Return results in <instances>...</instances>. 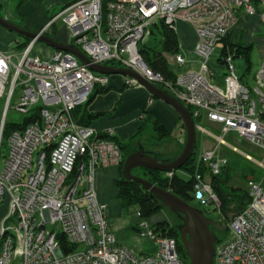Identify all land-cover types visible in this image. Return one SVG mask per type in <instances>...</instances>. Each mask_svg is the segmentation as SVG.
<instances>
[{
  "label": "built area",
  "instance_id": "built-area-1",
  "mask_svg": "<svg viewBox=\"0 0 264 264\" xmlns=\"http://www.w3.org/2000/svg\"><path fill=\"white\" fill-rule=\"evenodd\" d=\"M240 10L264 23V0H77L38 34L47 36L52 25L63 23L70 46L92 64L114 62L138 73L189 108L195 124L205 117L220 125L218 147L234 133L264 150V64L249 83L246 76L237 75L229 47L222 46ZM160 22L175 33L178 23L193 28L196 71L174 72L170 81L144 64L139 47ZM37 42L36 38L23 50L0 52L5 111L20 91L13 110L33 119L4 140L3 119L0 124V153L3 141L6 144L0 203L5 199L9 203L0 229V264H184L176 241L162 237L143 219L136 232L152 242L154 253L137 254L116 243L108 226V207L94 191L93 174L100 167L119 166L122 151L113 130L97 133L73 118L94 89L108 87L113 76L92 72L61 51L53 50L44 59L33 52ZM186 63L181 53L173 55L175 67ZM126 84L141 87L128 78ZM195 167L194 201L203 207L214 205L222 218L210 181L228 167V161L206 151L195 158ZM246 192L249 203L227 223L229 239L216 242L212 264H264V189L251 180Z\"/></svg>",
  "mask_w": 264,
  "mask_h": 264
},
{
  "label": "crops",
  "instance_id": "crops-1",
  "mask_svg": "<svg viewBox=\"0 0 264 264\" xmlns=\"http://www.w3.org/2000/svg\"><path fill=\"white\" fill-rule=\"evenodd\" d=\"M20 1L21 0H16V2H13L12 0H0V17L9 23L12 22L11 24L22 30L38 33L43 28H45L49 24L50 20L60 12L61 8L66 6L71 0H23L22 6L18 8ZM57 9L59 12L55 15L53 12H56ZM254 17L255 21L248 17V15L243 10H240L237 13V19L234 27L227 35L230 43H241L244 44V46H251L252 48V42L255 40V38L248 37L247 34H249L248 32L254 30L255 28V30L258 31V39L256 42H259L262 45V49H264V31H259V27L258 29L255 27L256 24L264 25V23H262L256 16ZM234 28H236V30H234ZM3 31L7 30L0 27V35L4 33ZM176 35L179 42V54L181 53L187 61L184 69L182 68L178 72L196 71L198 68L199 59L193 54L194 45L197 42L193 28L189 25L178 23L176 26ZM15 36L17 38H13V40L15 42L14 44L16 45L19 39L23 37L17 35ZM47 36L56 40L60 44L70 45L69 30L61 22H57L52 25L48 30ZM9 48V46L5 49L0 48V52H8L10 51ZM52 52L53 49H51V54L48 57H42L44 59H48L52 55ZM34 54L37 53L34 52ZM167 55L168 54L164 55L165 59ZM190 55H192L191 58L189 57ZM262 64H264V62H262L260 65ZM126 79L127 78L121 76H113L109 86L106 87L110 88V90L105 93L95 94L83 107L77 110L76 117L85 119V117L88 115L96 116V114H101V116H97L93 120H90L87 126L95 130L97 133L113 130L115 140L125 146L124 152L127 156L129 154L128 158L134 154H140L142 156L156 159L162 164L168 163L167 161L170 163L175 161L183 151L186 138L185 128L181 122V119L170 106L158 100H155L157 101L155 103L154 99L143 87L128 86V84H126ZM2 114L3 109L0 101V119ZM204 121L208 124H213L216 126L218 125L208 121L205 117H203L196 122L197 126L201 128V124ZM153 123H158L161 125L168 132L169 137L172 136L174 138L178 144L177 153H173V155H168V157L158 160L156 157L149 155L140 142L132 144L133 141L138 138V136L143 135L147 130L153 131V129L150 127V125H153ZM218 126L220 127V125ZM202 130L207 132L204 128ZM207 133L213 136L211 133ZM225 144V146L228 148L237 150V148L230 146L228 143L225 142ZM218 148L216 147L215 150L211 151H214L217 155ZM249 150L253 152L252 149ZM240 152L243 156H245L246 159L258 162L256 158L249 154L250 152ZM228 166L231 169L229 162ZM119 177L120 172L118 166L97 168L93 174V188L98 200L102 203H105L108 207L107 220L108 223L109 221L111 222V233L113 234L116 243L127 248L128 250H130V247L137 249L139 247L137 241L129 239V237L122 233L123 230L127 229H129V231L133 230L136 232V225L138 224L139 218L137 221H132L134 224L128 222L126 219L123 220L122 218H119V209L122 207L117 198V189L115 187V182L119 179ZM251 180L256 181L254 179L253 173L247 171L245 174V184L247 181ZM135 209V212L138 215L137 207H135ZM8 212L9 203L8 200H5L4 205L0 206V229L4 224ZM117 216L118 219H116ZM156 223L149 224L154 225ZM128 236L131 235L128 234ZM154 252L155 249L151 253H134L152 254Z\"/></svg>",
  "mask_w": 264,
  "mask_h": 264
},
{
  "label": "trees",
  "instance_id": "trees-1",
  "mask_svg": "<svg viewBox=\"0 0 264 264\" xmlns=\"http://www.w3.org/2000/svg\"><path fill=\"white\" fill-rule=\"evenodd\" d=\"M75 1L77 0H71L67 5ZM22 4L23 0L19 2L18 8H20ZM66 6L62 7L61 10ZM29 42V39L20 38L16 43L15 48L17 50H23L29 44ZM222 44H224L225 47H229L230 51L234 55V59L243 60L244 71L246 74H249L251 70V46H244V44L241 43L232 44L229 42L228 37H226L222 41ZM179 51V42L176 33L168 26H166L163 22H160L152 28L149 41L141 46L139 54L145 65L152 72L160 74L165 80L174 81V72L170 69L166 59L164 58V55H175L178 54ZM107 65L112 68H121L119 64L114 62H109ZM156 88L166 92L162 85H156ZM109 90L110 88H95L90 98H92L97 93H105ZM79 108H77L73 112V118L78 125L87 126L90 120H93L97 116H101V114H96V116L88 115L85 117V119L77 118L76 112ZM185 109L191 116V110L189 108ZM34 117L37 118L38 114H35ZM32 120V118H26L21 125H12L5 123L2 132V140L6 139L14 129H22ZM152 127L158 141L165 140L169 137L168 132L158 123H153ZM117 143L122 151V160L118 166L120 177L115 182V187L117 189V198L121 204V207L123 210H128L131 207H137V213L140 219H151L161 211V203L142 186L134 182H130L124 178L123 168L125 165V161L129 155L127 156L124 152L125 146L118 141ZM195 158V152L193 150V153L187 160V162L178 170L174 171L171 178H167L165 176V173H161L158 171L139 169L142 173L141 179L157 188L171 192L186 204L192 205V202H194L193 190L195 184L194 172L196 169ZM167 162L170 163L169 161ZM229 171L230 168L228 166L222 171L219 176L212 177L210 181L214 192L218 196L220 202V211L223 214L225 213V210L232 205H236L238 212H240L249 203V198L246 190L229 186ZM134 176L139 177L138 175ZM152 226L156 232H159L161 234L162 237L173 238L176 241L178 255L184 262V264H187L188 258L182 244L179 241L178 230L165 221H158V223Z\"/></svg>",
  "mask_w": 264,
  "mask_h": 264
},
{
  "label": "rangeland",
  "instance_id": "rangeland-1",
  "mask_svg": "<svg viewBox=\"0 0 264 264\" xmlns=\"http://www.w3.org/2000/svg\"><path fill=\"white\" fill-rule=\"evenodd\" d=\"M13 2H16V0H12ZM61 11V10H60ZM59 12L57 9L55 15ZM54 16V15H53ZM253 21H255L254 16H249ZM12 23V22H11ZM234 27V26H233ZM255 27L259 31H264V25L261 24H256ZM244 29V28H243ZM236 30V28H234ZM4 33L0 35V48L5 49L8 46L10 47V51H15V42L13 38H17L13 33L8 32V31H3ZM257 32L254 28V30L249 31L247 34L248 37H254L255 40L252 42V49L250 52V61H251V70L249 74L246 75L244 71V62L241 59H235L233 64L236 69V73L239 76H246V80L251 83L250 79L252 78L253 74L257 72L258 67L262 62H264V49H262V45L259 42H256L258 39L257 37ZM249 39V38H248ZM223 48L225 45H222ZM141 48V46L139 47ZM33 51L37 54H40L43 57H48L51 54V48L47 47L46 45L37 42L36 45L33 48ZM190 58L192 55L189 56ZM217 55H214V59H216ZM167 62L171 70L178 72L180 69H184V67L177 68L173 65V55H167L166 56ZM145 64V63H144ZM118 76V75H117ZM116 76V77H117ZM20 94V91L15 92L14 97L12 98V101L10 103V108L5 111V97L0 98L1 104H2V109H3V114L0 119V124L2 122V119L4 120L5 123L7 124H12V125H21L23 121L27 118L26 116H22L17 114L13 108L16 106L18 103V96ZM155 101V100H154ZM157 101H155L156 103ZM159 104V103H158ZM151 129H153L152 125H150ZM201 128L205 129L207 132L211 133L213 136H209L203 131L199 130L198 128L195 127V157L196 160L200 157L201 154L207 151L215 150L216 147L218 148L217 141L215 137L221 136V126L219 127L218 125H213V124H208L207 122H203L201 124ZM152 130H147L143 135L138 136L136 140L133 141L132 144H136L137 142H140L145 149V151L148 152L149 155L156 157L158 160H162L165 157H168V155H173V153H177L178 151V144L174 140L172 136L169 138L158 141L156 138V134ZM230 134V133H229ZM224 140L226 143H228L230 146H233L237 148L236 151H233L231 148H228L225 145L219 146L217 149V156L221 158H226V160L229 162L231 165V169L229 171L230 175V181H229V186L231 187H236L240 188L243 190H246V184H245V174L246 172H251L254 175V179L260 184L262 189H264V150L256 148L254 145H252L250 142L246 141L245 139L238 138L236 134L231 133L228 136L224 137ZM252 149L250 151L249 149ZM244 153H249L251 154L252 157L256 158L258 162H254L253 160L246 159L245 156L241 154V152ZM130 153V152H129ZM6 154V144L3 141V145L1 147V153H0V171L2 169V159L4 155ZM129 155V154H128ZM133 176L138 175L140 178H142V173L140 170H135L132 172ZM7 200V199H5ZM4 200V201H5ZM4 201L0 203V206L4 205ZM192 207H196V209H200V212H204V214L215 221H219L223 223V226L221 225L222 230H216L213 231V234L215 235L217 241H226L229 239V231L227 229V224H224V222L220 218V214L218 213L217 210H215L214 205H208V206H199L197 202H192ZM120 211V216L119 218H122L123 220H127L128 222L132 223V221H137L139 217H137L136 214V209L135 207H131L128 210H123L122 208L119 209ZM118 219V216L116 217ZM140 219V218H139ZM138 219V220H139ZM209 220V219H208ZM148 224L149 223H156L158 221H165L168 222L169 225L173 226L178 230V238L181 243L180 239V231L183 227V220H182V215H178L175 213H172L169 209L167 208H162L159 214L154 216L152 219L145 220ZM134 224V223H132ZM109 229L111 231V222L109 221L108 223ZM131 232V233H130ZM122 233L129 237V239L137 241L138 243V248L133 249L130 247V250L132 252H148L151 253L154 251L155 246L152 244V242L147 239V238H142L138 236L136 232L133 230L129 231L123 230ZM131 235V236H128ZM137 234V236H136ZM188 258V257H187ZM189 264V259L188 263Z\"/></svg>",
  "mask_w": 264,
  "mask_h": 264
},
{
  "label": "water",
  "instance_id": "water-1",
  "mask_svg": "<svg viewBox=\"0 0 264 264\" xmlns=\"http://www.w3.org/2000/svg\"><path fill=\"white\" fill-rule=\"evenodd\" d=\"M0 27L8 32L29 40L37 38L38 42L46 45L54 51L69 53L77 58V60L83 65H86L92 72L106 76L118 75L134 80L142 86L154 100L161 101L170 106L178 114L186 132L185 144L180 156L171 163L162 164L156 159L142 156L140 154H134L126 159L123 168V176L126 180L139 184L159 200L161 208H167L172 213L182 215L183 227L180 231V239L183 249L189 259V264H212L217 239L210 231L209 226H215L217 230L221 231V225L208 220L201 212L186 204L171 192L157 188L143 179L132 175V172L137 169L154 170L161 173L174 172L187 162L195 147V124L188 111L166 92L157 89L138 73L127 69L94 65L74 46L63 45L48 36L22 30L1 17ZM231 209L232 207H228L227 213L225 214L228 222H230L233 217V214L228 212Z\"/></svg>",
  "mask_w": 264,
  "mask_h": 264
},
{
  "label": "flooded vegetation",
  "instance_id": "flooded-vegetation-1",
  "mask_svg": "<svg viewBox=\"0 0 264 264\" xmlns=\"http://www.w3.org/2000/svg\"><path fill=\"white\" fill-rule=\"evenodd\" d=\"M230 207H232V209H231L230 211H228V212H229L230 214H233V215L236 214V213H237V207H236V205H232V206H230ZM194 208L196 209V207H194ZM197 210L200 212V209L197 208ZM201 213L203 214V216H204L205 218L209 219V220L212 221L213 223H218V224H220V225L223 226V223L208 218V217L204 214V212H202V211H201ZM221 213H222V212H221ZM226 213H227V209L225 210L224 215H222V218L220 217L221 220L224 222V224H227V223H228V221L226 220V217H225V214H226ZM209 229H210V231H211L212 233H213V231H216V230H217V228H215V226H209Z\"/></svg>",
  "mask_w": 264,
  "mask_h": 264
},
{
  "label": "bare ground",
  "instance_id": "bare-ground-1",
  "mask_svg": "<svg viewBox=\"0 0 264 264\" xmlns=\"http://www.w3.org/2000/svg\"><path fill=\"white\" fill-rule=\"evenodd\" d=\"M110 82H111V80H110ZM142 87V86H141ZM137 170H139V169H137ZM168 173H172V175H173V171L172 172H168ZM166 174V173H165Z\"/></svg>",
  "mask_w": 264,
  "mask_h": 264
}]
</instances>
